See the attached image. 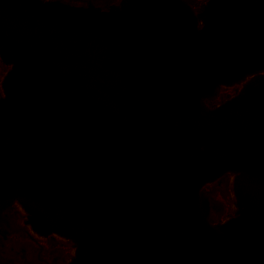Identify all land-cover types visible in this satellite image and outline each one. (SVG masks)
Instances as JSON below:
<instances>
[{"label":"water","instance_id":"obj_1","mask_svg":"<svg viewBox=\"0 0 264 264\" xmlns=\"http://www.w3.org/2000/svg\"><path fill=\"white\" fill-rule=\"evenodd\" d=\"M188 4L0 0L1 241L17 202L68 264H264V0Z\"/></svg>","mask_w":264,"mask_h":264},{"label":"flooded vegetation","instance_id":"obj_2","mask_svg":"<svg viewBox=\"0 0 264 264\" xmlns=\"http://www.w3.org/2000/svg\"><path fill=\"white\" fill-rule=\"evenodd\" d=\"M58 1L73 7L93 6L103 11L119 7L123 0H42ZM195 16L202 12L207 0H186ZM192 4V5H190ZM197 5V6H195ZM198 28L201 22L198 21ZM7 227L14 240L1 241L0 258L11 264H68L74 254L73 242L64 237L33 231L20 204L14 202L7 211Z\"/></svg>","mask_w":264,"mask_h":264}]
</instances>
